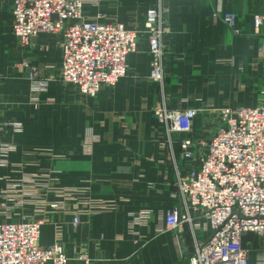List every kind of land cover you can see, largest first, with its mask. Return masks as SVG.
<instances>
[{
    "label": "crops",
    "instance_id": "obj_1",
    "mask_svg": "<svg viewBox=\"0 0 264 264\" xmlns=\"http://www.w3.org/2000/svg\"><path fill=\"white\" fill-rule=\"evenodd\" d=\"M155 1H88L85 9L91 17L116 18L142 31ZM165 6L171 30L164 37V80L149 78L153 56L142 36L129 59L128 75L91 97L61 79L60 36L41 33L31 47H23L13 33V0H0V141L18 145L10 160L25 163V173L49 167L61 185L86 187L95 199L116 204L112 211L82 215L77 225L71 213L60 210L42 226V246L53 244L60 230L68 264H78L82 253L99 264H189L195 240L211 234L208 229L194 235L185 224L158 236L151 222L143 229L150 240L139 248L128 233V215L176 206V165L190 163L180 157L184 134L168 133L156 110H206L194 120L191 133L201 140L210 137L215 117L211 110L258 105L264 63L258 58L261 36L255 32L254 15L264 13V0H165ZM218 8L237 15L238 32L213 18ZM33 67L38 77L49 78L46 91L32 89ZM9 121L22 129L13 131L6 126ZM38 149L53 151L54 158L38 154ZM19 178V172L0 166V194ZM3 201L0 196V222L20 218H9ZM33 207L30 203L24 210L31 214ZM243 244L249 264H258L264 237L248 233Z\"/></svg>",
    "mask_w": 264,
    "mask_h": 264
},
{
    "label": "built area",
    "instance_id": "obj_2",
    "mask_svg": "<svg viewBox=\"0 0 264 264\" xmlns=\"http://www.w3.org/2000/svg\"><path fill=\"white\" fill-rule=\"evenodd\" d=\"M88 1L95 4L102 0H13V33L23 47H31L41 33L59 35L61 79L91 97L128 75L129 59L142 36H146L153 56L149 78L162 82L164 37L171 30L165 0H156L149 7L142 31L116 18L101 20L100 16L87 15ZM212 16L238 32L235 13L218 8ZM254 28L261 36L258 58L264 63V13L254 15ZM31 79L32 89L46 91L49 78L38 77L36 67ZM2 81L0 73V94ZM2 104L0 97V113ZM204 111L194 107L155 111L168 133L184 134L180 157L190 163L186 167L176 165L178 193L174 198L178 204L157 213L152 209L130 212L128 233L142 248L150 240L143 229L151 222L158 236L185 224L190 225L194 235L198 230L210 229L206 240H195L189 264H249L244 236L255 233L264 237V88L257 106L211 110L215 117L210 137L197 140L191 134L193 123ZM6 126L13 131L22 129L19 123L11 121ZM17 149L14 143L0 141V166L20 173V178L9 181L0 194L4 213L9 218L20 216L0 222V264H68L70 258L60 230L53 244L42 246V226L60 210L71 213L77 225L82 215L91 217L112 211L116 204L95 199L86 187L61 185L49 167L42 169L44 172L25 173V163L10 160L11 153ZM36 152L54 158L53 151ZM50 195L61 199H52ZM71 202L76 206H70ZM30 203H34L33 212L27 214L24 209ZM196 217L205 221H195ZM78 259V264H99L87 253L80 254ZM258 259V264H264V252Z\"/></svg>",
    "mask_w": 264,
    "mask_h": 264
}]
</instances>
